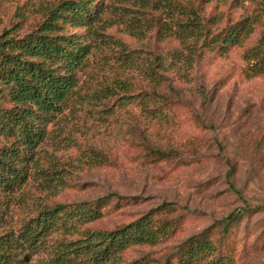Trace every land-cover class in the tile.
<instances>
[{"label":"rangeland","instance_id":"obj_1","mask_svg":"<svg viewBox=\"0 0 264 264\" xmlns=\"http://www.w3.org/2000/svg\"><path fill=\"white\" fill-rule=\"evenodd\" d=\"M61 1L0 0V34H27L44 18L42 9ZM89 1L90 24L64 27L88 44L74 70L73 96L45 125L24 182L10 194L0 191V235L16 229L37 202L89 207L115 192L122 198L107 199L97 207L100 217L82 228L110 230L149 213L165 231L155 243L122 250L116 264L172 257L210 225L217 255L229 264H264V0H200L204 17H217L209 30L218 40L201 36L189 48L160 29L164 12L155 0L145 7L144 0ZM245 17L251 32L235 44L222 42ZM132 93L139 94L133 101ZM9 107L1 94L0 108ZM12 143L0 135V147ZM89 150L99 163L86 160ZM54 164L69 178L51 196L35 171ZM244 205L251 210L222 232L221 220Z\"/></svg>","mask_w":264,"mask_h":264},{"label":"trees","instance_id":"obj_2","mask_svg":"<svg viewBox=\"0 0 264 264\" xmlns=\"http://www.w3.org/2000/svg\"><path fill=\"white\" fill-rule=\"evenodd\" d=\"M89 2L63 0L52 8L42 9L46 11L44 18L27 34L15 38L5 29L0 34V95H5L10 103L9 108H0V135L16 143L0 147V191L4 194H10L24 182L25 163L31 160L33 148L44 136L45 125L73 96L74 70L81 66L88 44L77 35L64 32V27L89 25L92 20L87 10ZM147 2L144 0L140 7L147 6ZM154 2L164 12L160 29L178 39L183 47H191L201 36L208 37L209 43L218 40L217 33L209 30L217 17L205 18L200 0ZM247 22L248 17L235 21L220 37L222 42L235 44L240 37L245 38L252 30ZM259 41L264 47V31ZM258 46L251 56L259 52ZM260 61L259 64L264 63V54ZM256 68L255 72L261 71V67ZM153 83L157 85L158 81ZM106 94L114 93L108 90ZM138 96L128 95L132 101ZM85 158L92 164L100 161L98 154L91 150ZM36 168L41 191L46 190L52 196L66 187L69 173L64 167L54 164ZM110 198L122 196L110 192L96 198V204L89 207L84 202L74 205L37 202L16 229H7L0 235V264H23L25 257L30 259L32 255L38 256L35 264H116L125 248L155 243L161 232H165L164 228L152 224L149 213L110 230L82 228L100 217L97 207ZM165 205L169 204L161 206ZM248 210L251 207L244 205L229 212L221 220L220 230L225 233L229 224ZM211 226L190 235L176 247L172 257L154 264H229L224 253L217 255V247L209 237ZM21 252L25 257L18 258ZM126 264L150 263L142 257Z\"/></svg>","mask_w":264,"mask_h":264}]
</instances>
